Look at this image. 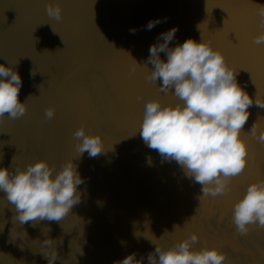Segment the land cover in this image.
I'll use <instances>...</instances> for the list:
<instances>
[{
    "label": "bare ground",
    "instance_id": "1",
    "mask_svg": "<svg viewBox=\"0 0 264 264\" xmlns=\"http://www.w3.org/2000/svg\"><path fill=\"white\" fill-rule=\"evenodd\" d=\"M48 3L61 5V21L47 16ZM261 6L264 0H0V65L21 76V102L31 95L23 118L6 116L0 124V168L43 159L59 170L74 160L84 180L81 202L60 222L21 225L0 192V264H48L46 238L54 240L55 264H114L133 252L147 264L152 241L168 248L191 233L198 235L194 250L217 248L227 254L224 264H264V230L249 226L240 236L232 224L234 204L249 184L264 180V144L249 132L254 123L264 130V109H249L241 136L250 161L215 198L199 200L202 186L139 135L147 101L180 103L158 92L159 81H146L152 65H143L160 34L176 26L170 47L202 34L248 94L264 100V46L253 43L264 30ZM48 107L55 110L51 120L44 118ZM82 125L102 137L100 156L77 158L73 132Z\"/></svg>",
    "mask_w": 264,
    "mask_h": 264
},
{
    "label": "clouds",
    "instance_id": "2",
    "mask_svg": "<svg viewBox=\"0 0 264 264\" xmlns=\"http://www.w3.org/2000/svg\"><path fill=\"white\" fill-rule=\"evenodd\" d=\"M45 10L51 20L63 19L59 3H48ZM258 16L264 29V6L259 8ZM159 23V19L150 20L146 28L151 30ZM51 28L57 33L52 24ZM135 31L130 29L132 33ZM177 31L178 26L161 33L143 65L147 68L152 65L146 81L152 84L159 81L158 92L172 94L180 103L163 105L159 100L147 101L139 135L163 161H175L188 178L202 186L199 200L223 196L230 191L231 180L241 175L247 166V143L241 132L249 119V109L253 105L264 109V100L257 94L255 99L248 94L237 81V71L202 34L200 41L188 38L170 47ZM253 43L264 46V30L253 38ZM161 53H165L166 60L161 59ZM32 75H35L34 70ZM21 87V76L13 70V65H0V124L6 116L18 120L27 113L31 95L21 102ZM54 114V108H46L45 120H51ZM249 132L264 144V130L258 133L254 123ZM73 138L77 158L84 153L96 158L105 152L102 137L88 133L83 125L73 132ZM82 183L84 180L74 160L63 162L59 170L43 159L24 169L0 168V192L13 206V218L21 225L30 221H62L81 202L82 194L78 189ZM232 224L240 236L248 234L249 226L264 230V180L249 184L243 197L234 204ZM53 241L51 238L42 241L46 249L42 254L48 264H55L59 258ZM197 242L196 233L168 248L152 241L155 250L147 254V264H224L225 252L214 247L194 250ZM136 255L133 252L114 264H143L145 258L137 259Z\"/></svg>",
    "mask_w": 264,
    "mask_h": 264
},
{
    "label": "snow or ice",
    "instance_id": "3",
    "mask_svg": "<svg viewBox=\"0 0 264 264\" xmlns=\"http://www.w3.org/2000/svg\"><path fill=\"white\" fill-rule=\"evenodd\" d=\"M249 161H250V156L248 157ZM247 167V166H246ZM262 174H264V169H262Z\"/></svg>",
    "mask_w": 264,
    "mask_h": 264
}]
</instances>
